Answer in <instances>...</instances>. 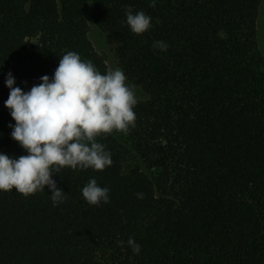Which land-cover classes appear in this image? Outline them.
Masks as SVG:
<instances>
[{"label": "trees", "instance_id": "1", "mask_svg": "<svg viewBox=\"0 0 264 264\" xmlns=\"http://www.w3.org/2000/svg\"><path fill=\"white\" fill-rule=\"evenodd\" d=\"M261 2L0 0V153L27 155L11 136L8 73L27 92L74 51L106 74L93 25L142 93L135 127L96 138L111 166L53 175L63 202L54 206L47 186L27 197L0 191V264H112L122 250L126 264H264ZM129 7L152 18L148 31H131ZM161 137L173 169L151 163ZM93 178L110 189L108 203L83 198Z\"/></svg>", "mask_w": 264, "mask_h": 264}, {"label": "clouds", "instance_id": "2", "mask_svg": "<svg viewBox=\"0 0 264 264\" xmlns=\"http://www.w3.org/2000/svg\"><path fill=\"white\" fill-rule=\"evenodd\" d=\"M151 6L155 7V0ZM126 17L137 35L152 26V18L143 11L133 14L129 7ZM153 47L167 51L163 41L154 42ZM41 81L25 92L15 86V78L8 73L6 85L10 94L5 106L15 121L14 126L9 125L13 128L11 136L27 155L17 158L0 153V191L15 189L27 197L47 186L55 206L66 195L53 175L64 167L103 171L111 166L110 152L96 138L113 131L127 133L135 127L138 97L136 86L127 83L121 68L102 74L92 61L82 60L74 51L60 57L54 77L44 75ZM109 192L94 178L82 189L83 198L96 206L109 202ZM137 196L142 198V194ZM127 243L134 253H140L141 246L134 238L130 237Z\"/></svg>", "mask_w": 264, "mask_h": 264}, {"label": "rangeland", "instance_id": "3", "mask_svg": "<svg viewBox=\"0 0 264 264\" xmlns=\"http://www.w3.org/2000/svg\"><path fill=\"white\" fill-rule=\"evenodd\" d=\"M261 3H262V7H261L262 11H261L259 29H260V32L262 31V33L264 34V0ZM91 39L96 49L98 50V52L106 59L110 70H113L117 67L122 69L117 57L114 54L113 46L106 43L105 34L94 25L91 27ZM127 83L130 85H133L128 80H127ZM136 94L139 100L142 96V93L139 91V89H137V87H136ZM118 132H119V135L124 136L123 132H120V131ZM170 149H172V147L166 144V139L164 137H161V139H159L158 141H152L151 147L149 149V152L152 156V161H151L152 165L157 166V167L167 166L170 169L171 167L172 169L176 167L177 164H176L175 156ZM157 167L154 168L155 169L154 171H156L158 175H161V170L163 168L162 167L157 168ZM171 178H172L171 181L175 180V178H173L172 176ZM122 251L119 255L116 254L113 257H111L109 262H111L112 260L113 261L112 264L128 263V260H126V253Z\"/></svg>", "mask_w": 264, "mask_h": 264}]
</instances>
